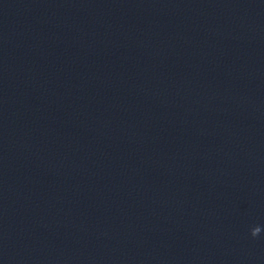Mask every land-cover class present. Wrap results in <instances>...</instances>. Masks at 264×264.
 Returning <instances> with one entry per match:
<instances>
[{
  "label": "clouds",
  "instance_id": "clouds-1",
  "mask_svg": "<svg viewBox=\"0 0 264 264\" xmlns=\"http://www.w3.org/2000/svg\"><path fill=\"white\" fill-rule=\"evenodd\" d=\"M252 235H253V236H256V233L254 232Z\"/></svg>",
  "mask_w": 264,
  "mask_h": 264
}]
</instances>
